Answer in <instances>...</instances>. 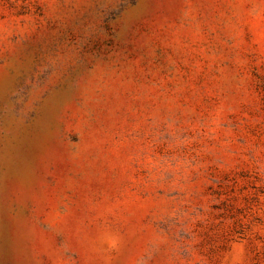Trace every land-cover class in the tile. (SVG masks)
<instances>
[{
	"label": "rangeland",
	"instance_id": "1",
	"mask_svg": "<svg viewBox=\"0 0 264 264\" xmlns=\"http://www.w3.org/2000/svg\"><path fill=\"white\" fill-rule=\"evenodd\" d=\"M0 264H264V0H0Z\"/></svg>",
	"mask_w": 264,
	"mask_h": 264
}]
</instances>
